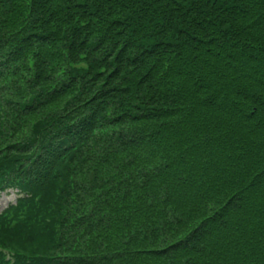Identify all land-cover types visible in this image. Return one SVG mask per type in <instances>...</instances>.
Returning a JSON list of instances; mask_svg holds the SVG:
<instances>
[{"label": "trees", "instance_id": "1", "mask_svg": "<svg viewBox=\"0 0 264 264\" xmlns=\"http://www.w3.org/2000/svg\"><path fill=\"white\" fill-rule=\"evenodd\" d=\"M0 264H264V0H0Z\"/></svg>", "mask_w": 264, "mask_h": 264}, {"label": "rangeland", "instance_id": "2", "mask_svg": "<svg viewBox=\"0 0 264 264\" xmlns=\"http://www.w3.org/2000/svg\"><path fill=\"white\" fill-rule=\"evenodd\" d=\"M17 195L16 194H11L10 196L4 197L1 201L0 205V210L5 209L8 204H14L16 203Z\"/></svg>", "mask_w": 264, "mask_h": 264}]
</instances>
